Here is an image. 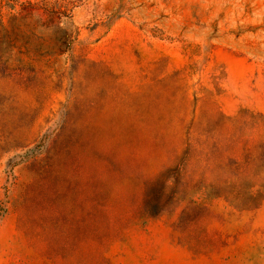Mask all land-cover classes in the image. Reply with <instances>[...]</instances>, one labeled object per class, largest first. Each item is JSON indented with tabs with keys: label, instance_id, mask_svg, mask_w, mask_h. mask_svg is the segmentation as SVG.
Wrapping results in <instances>:
<instances>
[{
	"label": "rangeland",
	"instance_id": "obj_1",
	"mask_svg": "<svg viewBox=\"0 0 264 264\" xmlns=\"http://www.w3.org/2000/svg\"><path fill=\"white\" fill-rule=\"evenodd\" d=\"M0 264H264V0H0Z\"/></svg>",
	"mask_w": 264,
	"mask_h": 264
}]
</instances>
